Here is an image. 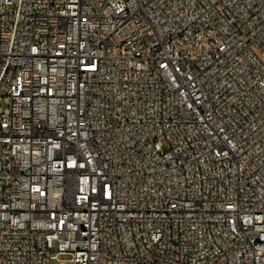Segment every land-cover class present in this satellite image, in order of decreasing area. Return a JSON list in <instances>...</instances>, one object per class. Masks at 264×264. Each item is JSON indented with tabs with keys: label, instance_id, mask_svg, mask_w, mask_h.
Segmentation results:
<instances>
[{
	"label": "built area",
	"instance_id": "1",
	"mask_svg": "<svg viewBox=\"0 0 264 264\" xmlns=\"http://www.w3.org/2000/svg\"><path fill=\"white\" fill-rule=\"evenodd\" d=\"M0 264H264V0H0Z\"/></svg>",
	"mask_w": 264,
	"mask_h": 264
}]
</instances>
